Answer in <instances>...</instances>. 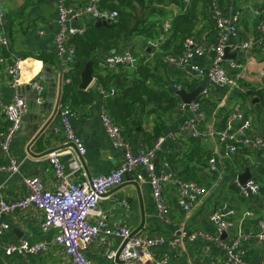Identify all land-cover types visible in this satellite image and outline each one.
<instances>
[{
    "label": "built area",
    "instance_id": "2783aa9c",
    "mask_svg": "<svg viewBox=\"0 0 264 264\" xmlns=\"http://www.w3.org/2000/svg\"><path fill=\"white\" fill-rule=\"evenodd\" d=\"M58 1V29L55 33L54 43L56 54L63 65L71 67L76 60L75 46L71 38L83 34L87 24L71 25L72 20L84 16L94 17L106 21H116L119 15L117 10H110L102 6L103 0H88L81 8H74L69 0ZM207 0V11L214 22V30L219 33V41L213 42L209 32L191 36L184 40L182 50L179 54H165L164 62L174 66L186 73V81L190 84L196 83L195 87L203 84L204 88L198 98L189 103L180 100L179 111L183 119L175 130L160 136L152 147L141 145L137 152H134L131 142L123 135L121 126L109 114L106 109L102 111V121L112 144L123 150L122 160L119 165L113 168L108 174L96 175L88 181L77 183L71 180V173L67 171L66 164L61 160L63 152L54 150L48 154L49 164L45 172H53L58 182L55 189L46 186L40 175H27L23 177V183L27 188L25 196L19 199H7L0 196V236L10 228L8 222L3 221L4 215L14 214L18 211L34 208L41 213L40 227L43 232L56 229L51 241L41 239L29 241L21 239L9 242L4 246L6 257L18 254L20 256H37L49 252L53 248H61L70 257L72 264H119L116 262L117 250L109 254L110 262L95 263L85 253L88 245L95 241L106 242L111 236L121 238L122 243L127 240L120 252L119 258L125 262H132L139 259L141 255L151 257V248L155 246H169L178 248L185 242H194L203 239L218 244L225 254L223 264H248L245 257L246 248L243 243L253 237L258 241H264V216H256L253 212L245 213L244 218L239 222L237 232L232 238H223L222 234L231 231L236 225V211L224 204L218 208L210 217L218 233L212 234L203 229L189 231L180 230L179 235L148 236L139 233L132 235L133 230L128 226L109 228L105 214L100 210L98 204L103 195L112 187L120 184L125 174L132 173L140 166H143L148 174L152 187L153 197L156 204L158 217L166 222H171V208L165 195L168 184H173L178 190V201L185 211H190L194 205L208 193L207 186L195 181L184 180L174 173L166 172L161 175L155 174V158L157 150L167 140H177L180 137L190 136L192 138H206L210 135L218 137L220 148L224 155L230 157L235 154L239 146H247L260 152L261 160L264 163V134L257 131L251 117L246 116L244 104L238 102L229 111L224 127L215 130H206L203 127V116L200 108L203 98H209L211 89L214 86L228 87L232 90L244 91L240 82L243 77L244 66L236 58L226 57L225 50L230 53L250 51L254 48L264 46V7L254 6L249 8L256 18V35L250 38H243L240 32L241 9L237 0ZM186 4L190 0H185ZM251 9V10H250ZM171 22L167 18L163 22L162 32L156 38L149 39L146 47L151 50H159L160 46L167 40ZM0 63L6 64L7 73L13 85H17L24 68L22 58L11 50V41L6 34V16L0 1ZM5 51L7 53H5ZM207 57L209 63L200 65L198 58ZM138 63V56L132 49H126L122 53L111 54L107 57L105 64L110 69H117L123 65L133 68ZM264 76V72L261 73ZM203 80H206L203 83ZM187 84L176 83V90L187 88ZM36 92L37 101H44L46 87L41 78L31 82ZM102 97L113 94L115 89L111 86L105 90L100 88ZM0 110L5 113L9 121L7 129L0 133V173H18L21 162L12 153L11 145L14 137L21 127V121L28 110V100L25 96L16 94L8 103H4L0 94ZM58 113L63 125L66 138L75 144L79 151V157L73 161V167L79 169L81 157L87 149L82 139L75 133L72 122V110L62 102L58 107ZM238 122L242 126H238ZM216 159H210L211 169L216 170ZM166 166H169L166 163ZM240 192L248 196L257 195L260 192V184L255 179L242 184L238 179L235 181ZM96 217L97 221H91ZM257 219L255 229L251 234H246L243 228L244 220ZM121 243V244H122ZM167 256L153 261V264H166ZM2 264H8L5 259ZM211 264H218L212 262Z\"/></svg>",
    "mask_w": 264,
    "mask_h": 264
},
{
    "label": "crops",
    "instance_id": "0c3cea01",
    "mask_svg": "<svg viewBox=\"0 0 264 264\" xmlns=\"http://www.w3.org/2000/svg\"><path fill=\"white\" fill-rule=\"evenodd\" d=\"M6 16V34L11 41V50L23 61V71L20 81L13 85L7 73L6 64L0 63V94L3 102L8 103L16 94L34 95V89L31 82L41 78L46 87L44 101L52 108L46 111L39 129L47 122L55 108L59 80L63 75V85L70 80L67 73L71 67L63 65L57 57L54 43L55 33L58 29V1L57 0H0ZM88 0H69L74 8L83 7ZM241 9L240 32L243 38H250L256 35V18L248 12L251 6L264 7V0H237ZM87 23L84 17L72 20L71 25H81ZM1 33V29H0ZM210 39L213 42L219 41V33L216 30L209 32ZM143 41L139 39L141 45ZM144 45V44H143ZM149 49V48H148ZM134 51V50H133ZM151 51V50H150ZM141 55V51H139ZM137 55V53H135ZM138 55V56H139ZM237 61L244 66L243 77L240 79L244 91L249 87H257L264 90V46L254 48L250 51H240L236 57ZM197 63L206 65L209 63L207 57L198 58ZM175 68L174 66H172ZM178 72L183 73L185 81L181 84H188L185 72L176 68ZM167 86L174 88L171 80L178 76L172 74L169 76ZM206 80H203V83ZM63 86V92H64ZM96 86V77L89 88ZM88 88V89H89ZM189 90L188 88H186ZM194 89V88H193ZM192 90V89H191ZM214 91V92H213ZM238 90H232L228 87L214 86L211 89L209 101L203 102L200 111L203 116V127L206 130H215L221 128L223 120L221 109H225L226 116L238 102L244 104L246 116L251 117L254 128L264 134V107L259 105V100L253 101L258 104L251 107L248 102L238 98ZM63 96V95H62ZM27 100L29 98L25 96ZM102 97L94 100L92 103L69 106L72 110L71 122L75 133L82 139L87 151L81 157V166L79 169L73 167V161L79 157V151L72 142H70L63 131V125L57 113L50 122L39 139L30 147L28 146L34 137L28 135L32 130L33 113L27 112L22 118V125L16 133L11 145L12 153L20 160L21 166L18 173H0V196L7 199H19L27 193V188L23 183V177L27 175H40L45 184L50 189H55L57 178L53 172H45V167L49 164L48 154L54 150H61V160L66 164L67 171L71 173V180L77 183L88 181L96 175L108 174L113 168L117 167L122 160L123 150L112 144L106 134L102 121V111L105 108V100ZM180 98V97H179ZM181 100V99H180ZM217 101V104L214 103ZM62 102V101H61ZM213 103V104H210ZM38 110V101L31 107ZM227 110V111H226ZM27 116V118H24ZM183 119L181 112L177 111L175 118H170L168 132L175 130L177 125ZM179 120L178 123H175ZM9 121L5 113L0 110V133L8 127ZM238 126H242L238 122ZM150 126L146 128L149 129ZM38 129V130H39ZM131 142L134 152H137L142 145V134H136ZM208 148L212 151V157H215L216 170L211 167L206 169L209 177H213L212 184L206 185L208 193L203 196L190 211H185L178 201V190L173 184H168L165 189V195L171 208V222L161 220L157 215L153 191L149 182L148 174L143 166L124 177L123 181L110 188L102 196L98 207L105 214L109 228L119 226H128L133 231L144 221V227L138 233L141 235L156 236L179 235L180 230L189 231L203 229L212 234H217V228L210 220L211 215L224 204L230 205L236 211V225L231 231L226 233L225 238H232L237 232L239 222L249 211V201L242 199L255 197L256 195H243L237 193L231 186V183L237 180L238 173L228 172L227 160L231 157L224 155V150L220 148L218 137L215 135L202 138ZM1 143V137H0ZM148 145V144H147ZM190 142L188 138L177 140H167L157 150L155 163V174L161 175L166 172L178 175L186 164L187 154L189 152ZM51 150L45 155H36ZM211 157V158H212ZM171 158V160H170ZM173 159V162H172ZM166 163L169 166H166ZM251 169V168H250ZM214 172L217 173L214 174ZM255 175V172L251 169ZM241 173V172H240ZM215 175V177H214ZM139 184V192L134 183ZM121 186V187H120ZM241 194V195H240ZM259 215H262L259 214ZM3 221L10 224V228L0 236V264L6 259L8 264H72L71 259L59 247L51 249L49 252L37 256H20L15 254L6 257L4 246L9 242L27 239L29 241H38L45 239L51 241L56 233V229L43 232L40 227L41 213L30 208L18 211L14 214L4 215ZM91 221H97L96 217H91ZM254 219L244 220L243 228L246 234H251L255 229ZM121 238L111 236L106 242L95 241L88 245L85 253L91 261L110 262L109 254L121 246ZM246 248L245 257L248 264H264V241H258L249 237L243 243ZM151 257L141 255L139 259L122 264H149L155 260L167 256L166 264H211L212 262L224 263V250L216 243L199 239L194 242H185L183 246L171 248L169 246H155L151 248Z\"/></svg>",
    "mask_w": 264,
    "mask_h": 264
},
{
    "label": "trees",
    "instance_id": "16d2710c",
    "mask_svg": "<svg viewBox=\"0 0 264 264\" xmlns=\"http://www.w3.org/2000/svg\"><path fill=\"white\" fill-rule=\"evenodd\" d=\"M221 2L226 3L225 0ZM207 5V0H190L187 4L185 0H103V7L117 10L119 15L116 21H108L107 25L86 23V31L71 38L76 50V60L67 73L70 80L64 86L62 103L67 106L80 102L89 104L102 98L100 88L107 90L113 86L115 92L109 94L105 100L106 110L121 126L123 135L128 140L139 133L142 134V145L152 147L160 136L168 132L170 118H175L179 111L180 98L166 84L169 76H178L171 80L172 85L185 81L183 73L164 62L163 56L179 54L185 39L214 30V22L207 11ZM167 18L171 22L167 40L159 50L149 51L146 47L148 40L160 35L163 22ZM140 38L143 41L141 45ZM126 49H133L134 53L141 51L135 67L120 65L115 70L105 64L109 55L122 53ZM90 61L93 63L96 86L83 90L79 88L81 72ZM196 83H188L186 87L191 90ZM237 93L238 98L248 102L251 107L258 105L253 104L256 99L264 107L263 89L249 87ZM205 101L209 99L203 98V102ZM214 103L217 104V101ZM224 111L225 109H221L222 116H225L221 128L227 119ZM178 122L179 120L175 121ZM147 126H150L149 129ZM185 138L190 142L186 166L176 176L184 180H195L205 186L212 184H206L213 179L206 173V169L211 167L212 151L202 138ZM230 157L227 160L228 172L240 173L247 167L255 172L254 179L260 184L259 194L249 199L240 195L242 199L249 201V211L258 217L264 216V163L260 152L247 146H239L237 152ZM214 174L217 176L216 172ZM231 186L240 193L234 181ZM253 219L255 224L257 219Z\"/></svg>",
    "mask_w": 264,
    "mask_h": 264
},
{
    "label": "water",
    "instance_id": "95a60500",
    "mask_svg": "<svg viewBox=\"0 0 264 264\" xmlns=\"http://www.w3.org/2000/svg\"><path fill=\"white\" fill-rule=\"evenodd\" d=\"M84 19H86L87 23L90 24V25L101 26V25H107L108 24V21H106V20L96 19V18L91 17V16L90 17L84 16ZM148 50L150 51L151 49L149 48ZM132 51H133V49H132ZM225 53H226V57H231V58H236L237 57V53H230L228 48H226ZM61 76L62 77H60V80H59L60 82H59L58 96H57L55 108L53 109L52 116L47 122H45L43 124V126H41L40 129H39V126H40V123H41L46 111H49L52 108L48 105V103L46 101L45 103H39L38 102V110L31 109L33 104L34 103L36 104V102H37L36 92H34L33 96H29L28 94H25V96H27L29 98V100H28L29 112L33 113L32 130H31V132L28 133V135H30L32 137L35 134L34 137L31 140L29 146H28V150L29 151H30V147L33 145V143L36 142L42 134H44V132L47 129V127L49 126L50 122L54 119V116L58 113V107H59V105H60V103L62 101L63 86H64L63 85V75H61ZM93 80H94V68H93V63L90 61V62H88L85 65V67L83 68V70L81 72V79H80L79 88L83 89V90H87L91 86ZM203 88H204V85L201 84V85L197 86L196 88H194L192 90H187L186 88L175 90V93L180 97V99L183 102L189 103L192 100H194V99L199 97V95H200L201 91L203 90ZM20 95H22V94H20ZM24 118H27V116H25ZM21 126H23L22 123H21ZM74 146H75V144H74ZM50 151L51 150H47L46 152H43L41 154H36V155H38V156L39 155H45V154L49 153ZM30 153L32 155H35L31 151H30ZM128 174L129 173L125 174V176L128 177ZM254 177L255 176L251 172V169L249 167H247L243 172L238 173V175H237V179L242 184H246L249 180L254 179ZM134 185L136 186V188L138 190V194L140 195L139 184L136 182V183H134ZM142 221L143 222L141 223V225L139 227H137L133 231L132 235L137 234L139 231H141L143 229L144 221H145L144 217H143ZM222 237L225 238L226 237V233L222 234ZM126 242H127V240H125L121 244V246L119 247V249L117 251L116 262L119 263V264L126 263L125 261L120 260V258H119L120 252L123 249V247L125 246ZM149 264H153V262H149Z\"/></svg>",
    "mask_w": 264,
    "mask_h": 264
},
{
    "label": "rangeland",
    "instance_id": "374dc122",
    "mask_svg": "<svg viewBox=\"0 0 264 264\" xmlns=\"http://www.w3.org/2000/svg\"><path fill=\"white\" fill-rule=\"evenodd\" d=\"M252 7H253V6H251L250 8H252ZM250 10H251V9H250ZM136 53H137V56L140 54V52H139V51H137Z\"/></svg>",
    "mask_w": 264,
    "mask_h": 264
}]
</instances>
